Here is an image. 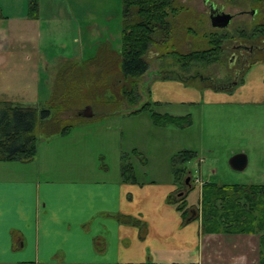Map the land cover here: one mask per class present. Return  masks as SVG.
Masks as SVG:
<instances>
[{
  "label": "rangeland",
  "instance_id": "374dc122",
  "mask_svg": "<svg viewBox=\"0 0 264 264\" xmlns=\"http://www.w3.org/2000/svg\"><path fill=\"white\" fill-rule=\"evenodd\" d=\"M70 2L71 5L67 4L66 0L41 1L42 27L38 39H35L36 35L34 39L24 35V31L29 36L34 33L31 31L32 28L24 26L23 22L18 25L20 27L16 31V55L11 61V68L14 71L11 78L5 76L6 84L11 89L8 97L14 106L41 109L47 108L54 100L65 106L58 113L51 112L63 122L72 125V129L65 134L50 136L51 139L57 137L50 140L51 147H55L54 153L50 156V174L71 178L77 172L86 169L91 170V174L98 178H116L119 176L116 151L119 152V156L124 153L131 156L133 149H136L141 154L140 157L134 155L130 157V162L136 169V176L142 182L151 180L161 182L172 177L169 162L171 156L192 148H196L197 153L201 154L198 156L206 157L201 165L205 169L204 179L208 178L207 164L212 165L219 184H246L247 180L256 174L260 161L264 162V111H254L255 109H250L251 106H246V109L240 111L248 115L247 119H244L245 117L237 119L238 115L233 113L234 119L229 121L228 115L214 119L209 108L200 112L193 109L191 104L154 106L151 103L171 99L169 92L162 88L160 83L169 81L170 79L163 77L173 75L172 71L176 73L175 76L189 77L187 81L189 86L197 88H204L206 85L226 87L234 81V74L239 68V52L234 50V46L240 44L249 46L257 40L251 36V32L258 22L259 14L258 16V12L254 14L249 1L237 6L228 4L225 0H178L190 9L188 13L191 21L186 14L176 19L173 24L175 29L171 34L173 46L169 45L171 47L168 49L186 53L197 48L199 46L197 40L192 37L193 33H188L187 30L191 25L199 28V18L204 15L206 22L202 29L219 31L230 36L223 40L224 51L221 60L211 64H200L190 72H183L171 57L162 56V52L156 47L150 48L147 54L149 68L138 79L139 98L133 107L121 101L113 105L118 97L115 98L110 92L107 93L104 104L82 101L79 96L58 101L64 86L58 83L57 79L63 70L71 69L72 64L82 65L103 45L115 50L121 48V0H69ZM221 13L231 15L230 23L221 29L213 28L209 20L210 14ZM261 56L258 61H264ZM247 71L241 72L239 77L243 79ZM190 75H194L195 78H190ZM207 77L213 78L214 82L207 80ZM108 83L115 88L118 77H111ZM237 87L239 85L235 88ZM150 90L153 93L152 98ZM84 91L80 90L83 95ZM146 104L154 106L153 110L160 113L175 115L191 113L194 124L186 129L172 125L158 127L151 122L149 112L130 115L132 111ZM88 106L92 109V116L84 117L83 111ZM204 113L207 115H203ZM228 126L234 127V130L233 128L228 130ZM50 137L38 128L37 147L45 148ZM208 144L210 145L203 152L200 151ZM240 152L245 153L249 163L244 170H233L229 165V158ZM140 159L145 163L142 164ZM194 160L186 164L187 168L184 169L181 183H177L173 198L178 199L190 191L187 201L197 206L201 191L199 184L191 178L193 173L190 171H195L198 167ZM108 166L113 171L111 175L115 174L114 177L104 173ZM235 239L237 238L226 239L230 240L229 243L223 239L224 242H220L219 247L216 246L217 237L212 236L208 239L204 258L209 262L226 259L233 264H259V241L256 244L259 236L255 235L253 241L249 238L248 243L252 242L253 248L247 252L243 247L236 245ZM215 248L221 250L217 251Z\"/></svg>",
  "mask_w": 264,
  "mask_h": 264
},
{
  "label": "crops",
  "instance_id": "0c3cea01",
  "mask_svg": "<svg viewBox=\"0 0 264 264\" xmlns=\"http://www.w3.org/2000/svg\"><path fill=\"white\" fill-rule=\"evenodd\" d=\"M27 1L0 0V101L10 104L12 102L8 96L11 89L6 84L5 76L11 78L14 71L11 61L16 55L18 25L23 22L24 26L32 28L34 33L30 36L33 38L24 31L29 39H34L35 35V39H38L42 27V0L39 3L38 19L27 18ZM66 2L71 5L69 0ZM160 84L169 92L171 99L153 101V105L191 104L193 109L200 112L209 108L214 119L228 115L229 121H233V113L238 115L237 119H247L248 115L240 111L246 109V106H251L250 109L254 111H264V61L250 65L239 87L235 88L236 85L229 92L192 87L171 79ZM170 115H190L194 124L191 113ZM232 128L227 127L228 130ZM56 138L50 137L45 148H38L36 143V155L31 162L0 161V264H233L226 259L209 262L204 258L209 238L216 236L219 241L216 240V246L220 247V242L236 237V245L243 247L244 251L253 248V243H248V240L251 238L253 241L255 235H202L199 219L183 223L180 212L167 202V197L174 195L178 186L172 166L170 180L142 182L135 173V183L124 181L121 155L116 151L119 163V176L116 178H98L86 169L71 178L50 174V156L55 150L50 140ZM209 145L200 151L203 152ZM185 150L196 154L194 161L203 182L225 185L217 182L211 164L206 165L208 178L204 179L205 169L201 165L206 157L198 156L201 154L197 153L196 148ZM128 155L130 162L133 154ZM238 155L246 157L245 167L231 168L241 171L247 167L249 160L244 152L231 157ZM130 164L133 172H136L135 166ZM104 171L108 176L115 175H111L113 171L109 166ZM247 183L264 184V162L260 161L256 174ZM186 202L188 207L194 206L187 198ZM191 214L192 217L195 215L193 210ZM118 216L135 218L143 222L146 229L140 230L137 226L124 224L118 220ZM97 239L101 241V251L96 249Z\"/></svg>",
  "mask_w": 264,
  "mask_h": 264
},
{
  "label": "trees",
  "instance_id": "16d2710c",
  "mask_svg": "<svg viewBox=\"0 0 264 264\" xmlns=\"http://www.w3.org/2000/svg\"><path fill=\"white\" fill-rule=\"evenodd\" d=\"M225 1L237 6L244 2H250L254 14L257 12V16L259 14L258 22L254 25L251 36L257 41H264V0ZM27 2V18L38 19L40 0H28ZM121 5V48L115 50L103 45L94 56L89 57L82 65L72 64L71 69L63 70L57 79V82L64 86L58 101L62 98L79 96L82 101L104 104L107 93L110 92L114 94L115 98L118 97L113 105L121 101L130 107L135 106L139 98L138 79L149 68L147 54L152 47L160 50L162 56L171 57L183 72H190L192 68L200 64H211L221 60L224 51L223 40L230 36L226 33H219V31L202 29L206 22L204 15L199 18V28L191 25L187 30L188 33L191 32L195 36L192 37L199 44L197 48L186 53L168 49L173 46L171 34L175 29L173 24L176 19L182 14L188 15V19L190 18L188 13L190 9L179 3L178 0H121ZM0 17H2L1 13ZM189 20L191 21V18ZM172 73L176 74L174 71ZM173 75L163 78L189 85L187 83L189 77L182 78V76ZM193 76L190 75V78H194ZM111 77H118L115 88L108 83ZM241 82L240 78L237 85ZM205 87L225 92L234 89L232 87L222 90L220 87L209 85ZM80 90H85V94L83 95ZM154 106H159V103H154ZM48 107L38 109L14 106L9 102L0 101V161L31 162L36 155L38 128L43 130L48 137L54 134H65L72 129V125L63 122L57 118V115L54 116L51 113H58L60 109L65 108L63 103L54 100L49 103ZM141 112H149L151 122L155 126L174 125L184 129L192 124L190 115L172 116L168 113H159L153 110L149 104L135 109L130 114ZM131 154L140 157L136 150H133ZM128 156V153L121 155L122 178L124 181L135 183V172H133ZM195 158L196 154L189 150H182L174 155L171 166L174 180L177 183H181L180 179L184 169L187 168L186 164ZM200 191L197 206L190 208L187 205L186 198L190 191L185 192L178 199L169 195L167 202L174 205L180 212L183 223L190 219H199L202 235H258L259 264H264V184L218 185L215 182L206 181L202 184ZM191 210L195 214L193 217ZM118 220L124 224L137 226L140 230L146 229L143 222L132 217L118 216ZM95 244L96 249L101 251V241L97 239ZM19 264L35 263L23 262Z\"/></svg>",
  "mask_w": 264,
  "mask_h": 264
},
{
  "label": "flooded vegetation",
  "instance_id": "af4514ba",
  "mask_svg": "<svg viewBox=\"0 0 264 264\" xmlns=\"http://www.w3.org/2000/svg\"><path fill=\"white\" fill-rule=\"evenodd\" d=\"M234 48H235L234 50H238L239 52L238 53L239 54L238 55L239 68L236 69V72L234 74V81H233V82H236V85H237V83L240 81L239 76H241L240 75L241 72H243L246 68L250 67V65H252L253 63L257 62L259 56L262 55L261 59L264 60V41L256 40L254 44H250L249 46L240 44V45L234 46ZM234 58L235 56H233V59ZM206 79L212 83L214 82L213 78L207 77Z\"/></svg>",
  "mask_w": 264,
  "mask_h": 264
},
{
  "label": "water",
  "instance_id": "95a60500",
  "mask_svg": "<svg viewBox=\"0 0 264 264\" xmlns=\"http://www.w3.org/2000/svg\"><path fill=\"white\" fill-rule=\"evenodd\" d=\"M231 18H232L231 15L224 14V13L216 14V15L210 14L209 16L211 26L213 28H220V29L226 27L230 23ZM193 77L195 78V76ZM199 78L203 79V77L201 76H199ZM235 85H236V82H232L227 87H220V88L222 90L230 89L231 87H234ZM83 116L84 117L92 116V109L90 106L84 109ZM229 165L230 167L234 169H243L246 165V157L244 155H238V156L231 157L229 160Z\"/></svg>",
  "mask_w": 264,
  "mask_h": 264
},
{
  "label": "built area",
  "instance_id": "2783aa9c",
  "mask_svg": "<svg viewBox=\"0 0 264 264\" xmlns=\"http://www.w3.org/2000/svg\"><path fill=\"white\" fill-rule=\"evenodd\" d=\"M193 176V179L196 183L200 182V179L198 178V176L196 175V172H195V175H192Z\"/></svg>",
  "mask_w": 264,
  "mask_h": 264
}]
</instances>
